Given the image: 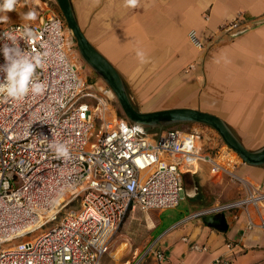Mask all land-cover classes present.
<instances>
[{
	"label": "built area",
	"instance_id": "built-area-1",
	"mask_svg": "<svg viewBox=\"0 0 264 264\" xmlns=\"http://www.w3.org/2000/svg\"><path fill=\"white\" fill-rule=\"evenodd\" d=\"M25 24L38 33L32 51L49 53L37 69L46 87L20 101L0 97V264H102L130 211L178 206L187 195L184 173L199 162L240 179L245 194L190 217L242 207L249 228L264 226V187L236 174L243 159L234 150L225 145L207 154L198 144L199 131L175 126L149 131L130 121L117 112L112 88L89 79L72 55L76 40L61 13L50 10L38 21L10 22L0 35L14 27L19 32ZM243 25L236 18L221 30L230 34ZM188 38L199 49L216 43L196 29ZM194 67L192 62L186 71ZM52 134L68 144L70 158H57L48 149L44 137L51 140ZM152 252L159 264H168L164 251ZM213 263L231 260L221 256Z\"/></svg>",
	"mask_w": 264,
	"mask_h": 264
},
{
	"label": "crops",
	"instance_id": "crops-1",
	"mask_svg": "<svg viewBox=\"0 0 264 264\" xmlns=\"http://www.w3.org/2000/svg\"><path fill=\"white\" fill-rule=\"evenodd\" d=\"M72 4L87 38L122 75L140 110L201 109L221 117L248 149L264 146V0H139L135 8H126L123 0H72ZM236 18L243 20V27L225 35L222 26ZM191 29L216 43L196 48L188 38ZM137 49L145 52L146 63L137 58ZM192 62L195 67L187 72ZM175 127L199 131L198 144L207 154L224 146L207 125L184 122ZM235 172L264 187V164L242 161ZM184 179L190 211L158 237L154 234L171 208L136 207L128 214L130 226L140 221L150 227L148 243L135 248L136 258L147 255L153 246L152 250L165 252L168 264H214L221 256L231 264H264V226L249 228L244 208L215 213L224 218L219 224L209 223L207 215L190 217L238 200L245 194L244 183L231 174L212 172L207 162L191 166ZM250 210L259 222V213ZM260 212L264 217V204ZM124 233L132 234L129 229ZM124 245L128 247L127 242Z\"/></svg>",
	"mask_w": 264,
	"mask_h": 264
},
{
	"label": "water",
	"instance_id": "water-1",
	"mask_svg": "<svg viewBox=\"0 0 264 264\" xmlns=\"http://www.w3.org/2000/svg\"><path fill=\"white\" fill-rule=\"evenodd\" d=\"M67 22L68 28L73 33L79 51L84 60L92 66L98 75L114 91L124 115L132 122L152 128L164 129L166 126L184 122H197L209 125L216 129L225 143L234 150L243 161L252 165L264 164V146L258 150L248 149L231 127L216 114L197 108L177 107L154 111H142L133 102L126 83L116 67L89 41L82 30L72 0H56ZM206 220L211 224H219L224 218L215 214L207 215Z\"/></svg>",
	"mask_w": 264,
	"mask_h": 264
},
{
	"label": "clouds",
	"instance_id": "clouds-1",
	"mask_svg": "<svg viewBox=\"0 0 264 264\" xmlns=\"http://www.w3.org/2000/svg\"><path fill=\"white\" fill-rule=\"evenodd\" d=\"M126 8H135L139 4V0H123ZM19 0H0V23L7 24V12L16 11ZM35 11L25 13L21 18L23 20H34ZM38 39V33L33 31L25 24L19 32L16 27L4 30L0 35L3 41L0 46V53L3 54L5 63L0 65V97L8 100L20 101L30 94L37 96L45 91V84L38 79L37 69L43 65L44 57L49 53L45 51L43 54L32 51V43ZM21 41L26 45L21 47ZM136 56L141 63H146L147 58L143 50L137 49ZM49 140L47 137V147L57 158H70V148L67 143L60 142L53 138Z\"/></svg>",
	"mask_w": 264,
	"mask_h": 264
},
{
	"label": "rangeland",
	"instance_id": "rangeland-1",
	"mask_svg": "<svg viewBox=\"0 0 264 264\" xmlns=\"http://www.w3.org/2000/svg\"><path fill=\"white\" fill-rule=\"evenodd\" d=\"M50 10H55L62 14L60 7L56 3V0H19V3L16 7V11L13 10V11L7 12L6 15L8 16V23H10L15 20H22L21 17L25 13H28L29 11H35L36 17L34 20H37L44 13ZM4 25L5 24L0 23V28ZM72 55L75 56L79 64H81L83 72L87 74L89 79H91L92 81L99 82V83L104 82V80L98 75V73L92 68V66L89 65L82 57L79 51L78 45H77V41H76V46L73 48ZM115 108L117 109V112L119 114H124V111L118 99L115 102ZM193 123H197V122H193ZM199 124H203V123H199ZM203 125H206V124H203ZM99 126H100V123L97 122L96 130L99 128ZM209 127L212 128L218 134V136L222 139V141L224 142V146L227 145L225 141L223 140L222 136L219 134V132L213 127L211 126ZM189 202H190V199L185 198L181 201L179 206L172 207L171 209H169L164 215L165 224L161 226L160 229H158L154 235L158 237V235H160V233H162L168 227V225H170L173 221H175L176 219H182L183 217H185V215H187L190 211ZM129 221H131L130 216H128V218L119 228L117 234L114 236L111 249L105 255L103 264H127L129 261H131L132 264L135 263L136 261H139V264H145V263L146 264H159L152 252L153 246L150 247L147 255L143 256L140 259L136 258L135 248L139 245L145 246L148 243L150 239V230H149L150 227H148L147 225H145V223H142L140 221L135 223L134 226H130ZM127 229H129V231H131L132 234L131 233L125 234L124 231H126ZM124 242L128 243V247L124 245ZM122 247H125V248L123 249ZM155 249H158V248H155Z\"/></svg>",
	"mask_w": 264,
	"mask_h": 264
},
{
	"label": "trees",
	"instance_id": "trees-1",
	"mask_svg": "<svg viewBox=\"0 0 264 264\" xmlns=\"http://www.w3.org/2000/svg\"><path fill=\"white\" fill-rule=\"evenodd\" d=\"M176 124H174V125H169V126H166L165 127V129L166 128H169V127H172V126H175ZM147 128H148V130L149 131H156V130H161V128H159V127H156V128H152V127H150V126H147Z\"/></svg>",
	"mask_w": 264,
	"mask_h": 264
},
{
	"label": "bare ground",
	"instance_id": "bare-ground-1",
	"mask_svg": "<svg viewBox=\"0 0 264 264\" xmlns=\"http://www.w3.org/2000/svg\"><path fill=\"white\" fill-rule=\"evenodd\" d=\"M237 176V175H236Z\"/></svg>",
	"mask_w": 264,
	"mask_h": 264
}]
</instances>
